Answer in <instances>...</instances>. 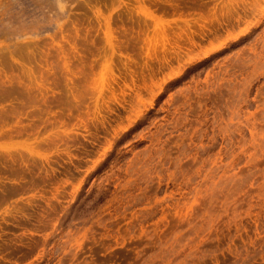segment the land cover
<instances>
[{"label": "rangeland", "instance_id": "1", "mask_svg": "<svg viewBox=\"0 0 264 264\" xmlns=\"http://www.w3.org/2000/svg\"><path fill=\"white\" fill-rule=\"evenodd\" d=\"M0 264H264V0H0Z\"/></svg>", "mask_w": 264, "mask_h": 264}]
</instances>
